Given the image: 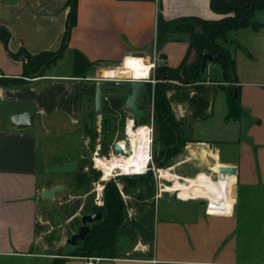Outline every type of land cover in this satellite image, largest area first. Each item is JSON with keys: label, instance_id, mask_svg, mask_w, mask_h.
Wrapping results in <instances>:
<instances>
[{"label": "crops", "instance_id": "obj_1", "mask_svg": "<svg viewBox=\"0 0 264 264\" xmlns=\"http://www.w3.org/2000/svg\"><path fill=\"white\" fill-rule=\"evenodd\" d=\"M68 11L66 0H0V28L7 32L5 40L0 35V264H52L59 258L63 264H84L83 257L38 250L37 209L49 202H37L46 190L39 180L48 169L63 165L50 163L45 150L49 136L79 124L82 83L145 79L154 42L157 66L175 69L196 59L188 34H170L156 43L158 16L166 21L222 18L210 0H76L75 25L60 51ZM254 21L260 24L257 31L228 32L224 44L234 59L240 118L227 119L226 95L211 91L208 118L192 123V140L183 148L197 145L194 160L210 161V171L235 167L236 176L218 172L213 180L204 174L202 199L212 202L204 210L157 216L146 252L98 258L96 264H264V9ZM21 50L29 55L60 52L41 76L26 78ZM76 51L91 64L84 78L73 69ZM203 77L222 81L221 64L208 63ZM216 99L225 105L221 125L201 137L193 127L213 120ZM23 113L32 115V127L17 129L11 119Z\"/></svg>", "mask_w": 264, "mask_h": 264}, {"label": "rangeland", "instance_id": "obj_2", "mask_svg": "<svg viewBox=\"0 0 264 264\" xmlns=\"http://www.w3.org/2000/svg\"><path fill=\"white\" fill-rule=\"evenodd\" d=\"M234 15L233 12L222 14V18L217 20V27L221 25L220 22L223 24L224 20L233 19ZM212 27H215V24H212ZM197 31L202 33L200 28ZM226 37L227 34L225 35V41ZM215 42L220 43L228 51L224 46L227 41L222 43L220 40H215ZM192 63L186 61L185 65ZM121 67L122 63L112 67V69L116 70ZM63 69H65V66H63ZM154 76L157 83L165 86L180 89L191 86L190 80L186 79L181 72H179V75H170L168 79H157L155 72ZM120 78L125 79L124 77ZM94 81L91 83H101L98 80ZM155 85L151 86L149 97L144 95L138 104L143 112L142 116L145 117L146 123L144 124L139 122V117L124 112L123 115L117 114L115 121L110 122L112 123L110 126V123L103 122V112L100 114L95 112L94 100L92 99L89 102H84L79 124L74 127H67L64 129L66 130L65 133L54 131L53 136H49L50 143L45 150L52 166L75 163L76 168L73 173L68 174H43V177L39 180L41 186L46 190L56 186H63L64 190L56 194L53 200L45 202L37 209L38 233H41L38 250L56 254L59 257H69L76 253L77 249L67 244L66 241L76 233L81 226V217L89 215L92 207L103 209L105 191L112 184L116 187L121 198L125 223L128 225L126 230L120 232L117 236L118 244L114 254L118 257H132L142 253L141 251H147L151 239L152 224L157 216L166 217L173 211L183 209H187L188 212L204 210L209 203H212L202 199L204 190L186 191L181 187L184 179L203 178L205 174L214 180L217 176L209 170L212 167L210 161L207 159H198V161L193 159V153L197 145H187V148L183 149L185 140H192L191 125L195 121L191 119L188 107L184 102L170 98L175 95V91L167 92V98L170 100V113L174 119L173 125L178 124L181 129L178 143L182 144V147L169 150L167 142L162 140L165 133L160 122L153 115V89ZM178 93L182 95L183 91L180 90ZM121 110H123V107ZM224 111L225 105L223 103L220 105L218 99H216L213 106V120L195 123L197 125L193 128L197 134L207 138V131L213 125L215 127L218 124L221 125L222 119L220 117ZM131 120L135 129L143 126H148L149 130L151 128L149 137L153 166H157L156 169L161 171H168L169 175L181 178L176 180V188H174L171 181L161 178L156 170L143 175H122L117 168H112L115 170L108 180H100L101 173L94 168V158H101L102 162L109 159L111 148L116 143L125 141V126ZM130 138L132 140L133 137L130 136ZM96 152L98 153L97 157L94 156ZM230 154L232 155L233 152L231 151ZM115 160L123 161L113 158L108 164H112ZM97 172L100 173L99 177L93 179ZM76 174L85 175L84 186L78 187L75 184L74 177ZM232 182L235 183V179ZM157 209L159 212L158 215L157 213L155 215ZM112 253L107 252L106 254L112 255Z\"/></svg>", "mask_w": 264, "mask_h": 264}, {"label": "trees", "instance_id": "obj_3", "mask_svg": "<svg viewBox=\"0 0 264 264\" xmlns=\"http://www.w3.org/2000/svg\"><path fill=\"white\" fill-rule=\"evenodd\" d=\"M69 7L67 14L66 28L63 36L62 46L60 51L66 47L71 29L75 25L76 17V0H66ZM210 8L219 14H226L229 12L235 13L233 19L224 20L223 24L217 27L218 21H206L195 17H182L171 21L164 20L161 16L157 18V36L156 43L162 44L170 34H188L190 43V50L195 49L196 59L190 65H185L183 61L180 66L171 69L165 66H158L155 69L157 79H168L170 75H179V72L186 79L190 80V87L180 89L178 87L165 86L156 82L153 89V115L160 122L164 134L163 141L167 142V147L178 149L182 147L178 143L181 129L179 125L174 124V119L170 113V100L167 98V92L175 91V95L170 98L178 99L184 102L188 111L190 112L193 121H203L208 118L206 111L209 108L210 92H223L226 95L227 105V119L238 120L241 116V108L239 102V87L236 85L235 65L234 59L229 52L220 43L215 40H220L225 43V35L228 32L238 31L247 27L257 31L260 24L254 21L256 12L264 9V0H210ZM215 24V27H212ZM202 33H198V29ZM0 35L5 40L7 37L6 30L0 28ZM59 51V52H60ZM57 53L43 52L37 55H29L23 50L18 52L19 56L24 57L23 76L26 78H34L41 76L44 69L51 65L59 56ZM209 55L212 57L211 61H206L203 67V57ZM221 56L223 59L216 61V58ZM210 62H217L221 64L224 79L222 81H209L204 79V72L206 66ZM91 67L87 59L79 52L74 53L73 69L78 75L84 78L85 72ZM217 82L214 87L207 85V83ZM226 83L227 85H223ZM188 84V83H186ZM145 96L149 97L151 92V85H145ZM183 91L180 95L178 91ZM115 88H108L106 94H115ZM95 84L89 82L82 83L80 89V112L84 102L94 100ZM236 93V96H235ZM88 104V103H87ZM124 105V100L120 98L107 97L103 100L102 112L103 122H114L118 115H123L124 111L121 108ZM141 110V108L138 107ZM142 111V110H141ZM140 123H146L145 117H139ZM112 123L109 125L111 126ZM176 130V131H175ZM188 142L185 140L184 145ZM168 150V151H169ZM168 153V152H167ZM99 172L93 179L99 177ZM74 182L78 187L85 184V175L79 174L74 177ZM104 207L101 210L98 207H92L89 215L95 213H102L101 219L95 221L90 225L89 233L85 240L79 241L74 247L77 249L76 253L69 257H83V258H120L114 254L115 248L118 244L117 236L120 232L126 230L125 215L123 211V204L116 187L109 185L105 191ZM152 235V233H151ZM113 252L112 255L106 254ZM136 256H139L136 254ZM132 257H135L132 256ZM61 260V261H59ZM63 258L55 259L52 264H63Z\"/></svg>", "mask_w": 264, "mask_h": 264}, {"label": "water", "instance_id": "obj_4", "mask_svg": "<svg viewBox=\"0 0 264 264\" xmlns=\"http://www.w3.org/2000/svg\"><path fill=\"white\" fill-rule=\"evenodd\" d=\"M221 56L216 58V61L222 60ZM211 61L212 57L209 55H204L203 57V67L206 61ZM108 88H115L121 93L106 94L105 90ZM146 88L142 82H134L132 80H124L118 77H106L101 83L95 84L94 93V109L97 114L102 112L103 100L107 97L120 98L124 100L123 111L127 114H131L134 117L142 116V111L138 109V104L144 97ZM236 96V93H235ZM12 124L17 127V129H27L32 127V115L30 113H23L14 116L12 119ZM114 150L117 155L126 157L127 152L124 151V147L120 143L114 145ZM76 168L75 163H66L57 167L50 168L47 172L48 174H68L73 173ZM218 172L223 175L236 176L235 167L221 166L218 168ZM64 190L63 186H56L50 190H43L37 196V202L42 203L44 200L51 201L54 199L55 195ZM102 213H95L92 215H84L81 217V226L77 229L76 233L73 234L70 239L66 241L67 244L75 246L79 241L85 240L89 233V225L97 220H100Z\"/></svg>", "mask_w": 264, "mask_h": 264}, {"label": "bare ground", "instance_id": "obj_5", "mask_svg": "<svg viewBox=\"0 0 264 264\" xmlns=\"http://www.w3.org/2000/svg\"><path fill=\"white\" fill-rule=\"evenodd\" d=\"M132 136V140L130 138ZM149 142L150 137L146 129L140 128L137 130V132H130L129 135V152L124 147V143L120 142L122 147H124L125 151L128 153L126 157H117L116 159L123 160L113 161L112 164H106L104 166H107L109 169L117 168L122 173H143L147 168V163L149 159ZM131 143V144H130ZM128 149V148H127ZM218 164L216 162L214 165ZM108 171H105L107 173ZM211 172L218 173V169H212ZM160 177L166 180L171 181L173 183L174 188H176L177 179H181L175 175H169L168 171H159ZM107 176V175H106ZM105 176V177H106ZM176 185V186H175ZM206 186V179L203 178H193V179H184L183 184H181V187L184 188L186 191H190L193 189H204ZM182 191V190H181Z\"/></svg>", "mask_w": 264, "mask_h": 264}, {"label": "built area", "instance_id": "obj_6", "mask_svg": "<svg viewBox=\"0 0 264 264\" xmlns=\"http://www.w3.org/2000/svg\"><path fill=\"white\" fill-rule=\"evenodd\" d=\"M140 57H144V56H140ZM149 59H150V62H151L150 63V73H149V75L145 79H141V80H139L137 82H142L144 84H150L151 86H153L157 82L156 79H155V76H154V72H155V69L157 67V61L159 59V57L157 56V53H156L155 42H154L151 54L149 56ZM124 80H131V79L125 78ZM132 81H134V80H132ZM141 128L146 129L148 134H149V136H150L151 128H150V130H149L148 126H143ZM138 129H140V128H138ZM138 129H135L132 120L128 121V123L126 124V126H125V141H122V142L125 144L124 147L126 148L127 151L129 150V135H130V132H132V131L133 132H137ZM118 143H120V142H118ZM149 146H150L149 159H148V163L146 165L147 169L143 173H122L121 171H119V172H121L120 174H122V175H143V174H146L147 172H153L154 170H156L157 172L161 171L159 169H156L157 166L156 167L153 166V163L151 161V158H152L151 157V141L149 142ZM124 151H125V149H124ZM97 155H98V153L96 152L94 154V156L97 157ZM117 157H121V156L116 154V151L114 150V146H113L111 148V154L109 155V159L108 160H104L102 162L100 160L101 158L100 159L99 158H94V160H93L94 161V168L101 173V177H100L101 181L102 180H108L109 176L112 175V173H114L115 169H109L107 166H104V165L108 164V162L110 160H112L113 158H117ZM105 171H108V172L105 173ZM163 188L165 189V187H163ZM165 192H167V191H165ZM207 204H208V202H207ZM97 261H98V258L89 257V258H85L84 264H96Z\"/></svg>", "mask_w": 264, "mask_h": 264}, {"label": "flooded vegetation", "instance_id": "obj_7", "mask_svg": "<svg viewBox=\"0 0 264 264\" xmlns=\"http://www.w3.org/2000/svg\"><path fill=\"white\" fill-rule=\"evenodd\" d=\"M115 90H116V89H115ZM115 93H121V92H119V91H117V90H116V92H115ZM130 144H131V143H130ZM126 158H127V157H126Z\"/></svg>", "mask_w": 264, "mask_h": 264}]
</instances>
